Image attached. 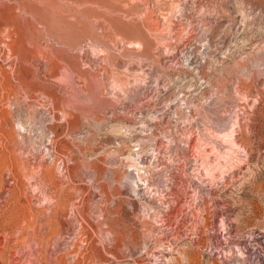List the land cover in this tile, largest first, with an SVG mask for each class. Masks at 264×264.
<instances>
[{"label": "rangeland", "instance_id": "obj_1", "mask_svg": "<svg viewBox=\"0 0 264 264\" xmlns=\"http://www.w3.org/2000/svg\"><path fill=\"white\" fill-rule=\"evenodd\" d=\"M0 264H264V0H0Z\"/></svg>", "mask_w": 264, "mask_h": 264}]
</instances>
